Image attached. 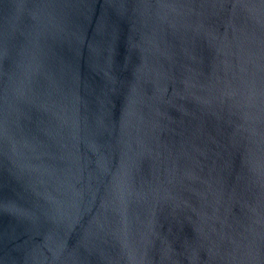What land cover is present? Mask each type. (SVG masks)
<instances>
[{"label":"water","instance_id":"1","mask_svg":"<svg viewBox=\"0 0 264 264\" xmlns=\"http://www.w3.org/2000/svg\"><path fill=\"white\" fill-rule=\"evenodd\" d=\"M0 264H264V0H0Z\"/></svg>","mask_w":264,"mask_h":264}]
</instances>
